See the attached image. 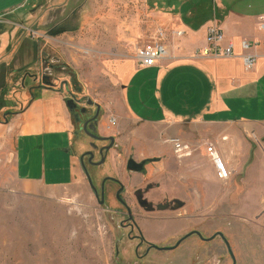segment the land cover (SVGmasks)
Returning <instances> with one entry per match:
<instances>
[{
	"label": "crops",
	"instance_id": "obj_1",
	"mask_svg": "<svg viewBox=\"0 0 264 264\" xmlns=\"http://www.w3.org/2000/svg\"><path fill=\"white\" fill-rule=\"evenodd\" d=\"M66 5L50 15L45 9L39 21L32 10L26 13L38 39L18 35L16 17L26 8L0 7V112L14 109L7 122L0 120V183L8 170L28 192L84 179L80 147L85 141L75 134L68 92L22 93L16 111L15 88L7 95L23 69L22 85H29L32 74L27 71L36 70L42 53L51 51L69 69L90 68L80 81L99 87L127 111L113 119L114 125L101 118V137L111 136L120 151L137 161L159 159L145 169L147 182L159 184L147 197L166 196L183 204L173 213L148 215L165 219L143 224L147 239L157 230L163 238L168 227H173V238L198 228V212L218 226L233 224L227 219L231 210L245 206L244 186L253 184L252 190L264 193V0H74ZM213 25L232 45L231 58L198 53ZM159 30L167 55L153 67H138L135 48L150 43ZM243 42L249 45L246 50ZM247 55L255 59L251 69L243 64ZM109 84L119 87L118 94L112 95ZM7 96L12 104L2 106ZM127 121L139 125L129 128ZM171 136L186 146L184 159L173 160L164 148ZM207 145H213L227 168L226 180L217 178ZM109 154V171L125 182L124 159L115 149ZM132 174L127 193L143 187V176Z\"/></svg>",
	"mask_w": 264,
	"mask_h": 264
},
{
	"label": "rangeland",
	"instance_id": "obj_2",
	"mask_svg": "<svg viewBox=\"0 0 264 264\" xmlns=\"http://www.w3.org/2000/svg\"><path fill=\"white\" fill-rule=\"evenodd\" d=\"M32 2L33 8L32 5L29 6ZM67 2L71 4L74 3V0H47V2L45 0H0V7L7 8L15 5L13 8L15 12H23L26 8L23 16L16 17L18 35L21 36L24 33L23 36H27V38L38 39L41 35L37 30L28 28L26 19L28 14L26 13L32 10L39 21L45 16V9L49 8L48 15L54 14L62 7L66 9ZM19 4L22 7L17 8ZM41 5L44 7L40 8ZM66 12L65 10L64 14ZM39 61L36 70L27 71L32 74L31 80L33 74L36 73L35 80H29V85H22L20 79L21 76H24L26 69L21 70L15 80L14 87L8 85V96L15 88V111L18 102H20L18 98L20 94H28L31 86L38 85L41 73ZM68 70L70 74L66 77L61 76L57 84L67 80L69 87L61 88V90L68 93L75 91L70 88V83L79 87L80 91L76 97L78 99L85 97L98 104L101 109L100 119L106 117L110 121L111 117L117 120L120 116L128 114L122 108V104H118L117 99L112 102L111 97L101 94V90H98L99 87L80 81L79 78L83 77V74L89 75L90 68L79 71L69 68ZM105 77L103 75L104 82L106 81ZM57 84L55 87L59 88L60 86ZM118 88H112L109 84V91L112 95L118 94ZM8 96L2 106L12 104ZM13 110L7 108L5 113L0 112V120L3 119L6 112L12 113ZM99 123L100 120L98 125ZM108 125L112 124L109 122ZM126 125L133 128L139 124L127 121ZM98 133L101 136L102 133ZM81 137L85 141L80 147L83 156L85 151L90 150V139L79 133L77 138ZM173 139L177 138L172 136L166 138L167 142L164 148L168 154L171 153L173 160L184 159L185 156L176 157L172 151L170 140ZM115 150L123 159L129 155V153L120 151V148ZM107 166L108 162H105L101 168H88V176L94 187L98 186L102 177L109 172L110 176L113 175ZM10 171L5 173V179L0 183V264H232L224 241L216 236L217 231L229 244L234 264H264V193L252 190L251 188H255L253 184L250 186L251 188L244 186L246 189L244 191L245 206L230 211V218L227 219V222L233 224L218 226L216 223H211V219H205V212H198L199 226L197 230L201 237L208 239L214 236V239L206 242L194 237L185 241L173 252L151 251L147 258L139 259L133 254L137 241L131 242L127 239L128 230L122 229L120 226L122 218L114 216L111 210L107 211L105 206H100L97 203L85 174L81 182L71 186L60 188L35 186L32 191L28 192L22 190V185L14 180ZM106 188L110 190L106 197V206L110 209L116 208L117 206L112 201L110 185H107ZM182 215L183 213L180 212L173 216L178 218ZM202 219L203 221L200 222ZM171 231H173V227L166 229L168 234L164 236L165 238L161 237L166 239L161 247L174 246L185 235L182 233L170 239L173 236V234L170 235ZM143 250L144 248L139 254Z\"/></svg>",
	"mask_w": 264,
	"mask_h": 264
},
{
	"label": "flooded vegetation",
	"instance_id": "obj_3",
	"mask_svg": "<svg viewBox=\"0 0 264 264\" xmlns=\"http://www.w3.org/2000/svg\"><path fill=\"white\" fill-rule=\"evenodd\" d=\"M43 54L44 58L42 60L45 62L46 68L42 69L43 64L42 60H40V80L38 81V85L30 87L31 96H33L36 92L41 89L62 91L61 88L69 87V82H67V80L60 81V83L57 84L61 76L66 77L70 74L68 67L65 66L60 61V59L51 51H44ZM56 84L60 87L56 88ZM70 88L75 90L74 93H68V100H70L68 104L69 109L71 111L73 124L75 127V134L77 136L80 133L81 135L90 139V150L84 152L82 159L83 165L81 163L84 174L86 175L87 173V175H89L88 168L97 169L103 167L110 151L116 149L117 147L115 146V141L114 143H112V141L109 139L111 138V136H107V140L105 141H98L85 134L84 129H86L87 132L90 134L101 137L97 132V125L101 117V109L100 107L96 106L98 104L85 97H81V99H78L76 95L80 91L79 87L75 86L73 83H70ZM10 114L11 113L6 112L4 116L7 121L11 116ZM107 147L108 151H106ZM90 153L92 156L90 155ZM102 157L105 159L104 163L102 165L96 166L95 164H98L101 161ZM158 161V158L137 161L134 159L133 154H130L124 159L123 163L124 172L126 174L125 182L127 183L123 182L121 177L119 178L114 175L102 177L99 185L96 187L92 185V182L91 184H89L88 182L97 203L100 206H105V208H107V211L111 210L114 216L122 218L120 226L122 229L128 230L126 234L127 239L131 242L137 241L133 249V254H135V257L139 259L147 258L151 251L159 253L173 252L177 250L180 245L183 244L185 241L193 239L194 237L198 238L197 234H200L197 228L193 227L192 229L187 231L185 235H183L174 246L165 247H161V244H164L166 239H161L162 233H160L158 230L155 232V235H153L150 239H147V237L145 236V233L143 231V224H147L150 222L158 224L163 222L165 218L159 216L144 217V214H160L164 213L165 211L173 213L183 206V204L179 200L174 198L164 196L160 197V199H157V197L149 199L147 197V194L150 190L159 189V184L147 182L145 177V169L146 166H149ZM134 162L142 163V169L138 173L140 174V176H143L144 183L143 187L132 188L131 192L127 193V188L131 184L130 181L131 176H133L132 173H134V167H136V165H134L133 167V165H131L130 163ZM107 185H110L111 187V197L113 203L117 206L116 208L112 207V209H110L108 208V206H106V197H108L110 193V190L106 188ZM170 239H173V237H170ZM142 248H144V250L141 254H139ZM168 248L174 249L167 250Z\"/></svg>",
	"mask_w": 264,
	"mask_h": 264
},
{
	"label": "built area",
	"instance_id": "obj_4",
	"mask_svg": "<svg viewBox=\"0 0 264 264\" xmlns=\"http://www.w3.org/2000/svg\"><path fill=\"white\" fill-rule=\"evenodd\" d=\"M260 29L264 31V22L260 23ZM206 46L199 52L204 56H210L214 58H231L233 55L232 45L225 40L220 29L216 26H210L206 31ZM155 39L149 44L138 46L135 49V60L138 67L146 68L153 67L160 59L164 58L168 51L163 44V32L161 30L156 32ZM249 47L248 43H242V49L246 50ZM255 59L251 55H247L243 58V64L245 68L251 69L255 64ZM114 125V120L109 121ZM172 151L176 157H186L188 155L186 146L180 141L179 138L170 140ZM209 155L212 165L216 169V175L219 180H226L229 176V172L217 152L214 150L213 145H207L205 149Z\"/></svg>",
	"mask_w": 264,
	"mask_h": 264
},
{
	"label": "water",
	"instance_id": "obj_5",
	"mask_svg": "<svg viewBox=\"0 0 264 264\" xmlns=\"http://www.w3.org/2000/svg\"><path fill=\"white\" fill-rule=\"evenodd\" d=\"M42 59L44 58V54L42 53ZM42 69H45L46 68V64H45V62L42 60ZM69 101L70 100H67V106L69 107ZM97 107H99L98 105H96ZM4 121L5 122H7V120L5 119V117H4ZM85 131V134L87 135V136H89V137H91V138H93V139H95V140H98V141H105V140H107V138H104V137H99V136H95V135H93V134H90V133H88L87 132V130L86 129H84ZM111 141H112V143H114V139L113 138H109ZM106 151H108V147L106 148ZM90 155H91V153H90ZM92 156V155H91ZM82 159H83V156H80V161H81V163H82V165H83V162H82ZM104 161H105V159L102 157V159H101V161L98 163V164H95L96 166H98V165H102L103 163H104ZM133 161V160H132ZM131 165H133V167H134V165H136V167H134V170H133V172H136V173H138V172H140L141 171V169H142V163H136V162H134V163H130ZM86 177H87V179H88V182H89V184H91V181H90V178H89V176L87 175V173H86ZM198 235V238H200L202 241H206V242H208V240H211V239H214L213 237H210V238H208V239H204V238H202L201 237V235L200 234H197ZM216 236H218V237H220L223 241H224V243H225V246H226V249H227V252L229 253V255H230V257L232 258V262H233V264H234V257H233V254H232V252L230 251V248H229V244L227 243V241H226V239L224 238V237H222V235L220 234V233H218V234H216ZM171 250V249H174V248H168L167 250Z\"/></svg>",
	"mask_w": 264,
	"mask_h": 264
},
{
	"label": "trees",
	"instance_id": "obj_6",
	"mask_svg": "<svg viewBox=\"0 0 264 264\" xmlns=\"http://www.w3.org/2000/svg\"><path fill=\"white\" fill-rule=\"evenodd\" d=\"M6 105V104H5Z\"/></svg>",
	"mask_w": 264,
	"mask_h": 264
}]
</instances>
